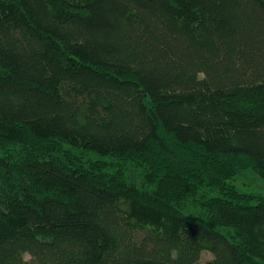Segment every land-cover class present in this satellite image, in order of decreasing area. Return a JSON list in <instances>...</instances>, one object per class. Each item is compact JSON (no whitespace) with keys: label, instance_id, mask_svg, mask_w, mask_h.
Returning a JSON list of instances; mask_svg holds the SVG:
<instances>
[{"label":"trees","instance_id":"1","mask_svg":"<svg viewBox=\"0 0 264 264\" xmlns=\"http://www.w3.org/2000/svg\"><path fill=\"white\" fill-rule=\"evenodd\" d=\"M264 0H0V264H264Z\"/></svg>","mask_w":264,"mask_h":264},{"label":"rangeland","instance_id":"2","mask_svg":"<svg viewBox=\"0 0 264 264\" xmlns=\"http://www.w3.org/2000/svg\"><path fill=\"white\" fill-rule=\"evenodd\" d=\"M233 184L244 193H263L264 181L251 171L240 172L233 181ZM211 259V255L203 252L199 264H204Z\"/></svg>","mask_w":264,"mask_h":264}]
</instances>
